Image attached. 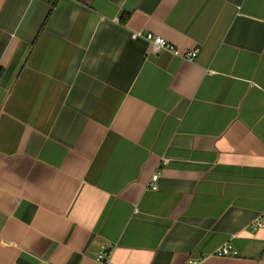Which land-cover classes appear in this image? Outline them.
Masks as SVG:
<instances>
[{
    "label": "crops",
    "instance_id": "obj_1",
    "mask_svg": "<svg viewBox=\"0 0 264 264\" xmlns=\"http://www.w3.org/2000/svg\"><path fill=\"white\" fill-rule=\"evenodd\" d=\"M263 216L264 0H0V264H264Z\"/></svg>",
    "mask_w": 264,
    "mask_h": 264
},
{
    "label": "built area",
    "instance_id": "obj_2",
    "mask_svg": "<svg viewBox=\"0 0 264 264\" xmlns=\"http://www.w3.org/2000/svg\"><path fill=\"white\" fill-rule=\"evenodd\" d=\"M131 36L133 38H144L152 43L155 49H168L171 50L177 54H180L176 47H174L171 43H169L164 37L155 35L153 33H144L142 31H135L132 32ZM198 53V49L191 50L189 52H185L183 57L194 59ZM159 178V172L155 173L151 180L149 181V187L150 188H156V181ZM255 225L258 227H264V216L258 220H256ZM111 249L112 244H101L100 250L96 255V260L100 262L101 264H112L111 259ZM220 255H230L235 254L236 251L234 250L233 246L231 244L224 245L218 252ZM194 264H197L196 261H193Z\"/></svg>",
    "mask_w": 264,
    "mask_h": 264
},
{
    "label": "trees",
    "instance_id": "obj_3",
    "mask_svg": "<svg viewBox=\"0 0 264 264\" xmlns=\"http://www.w3.org/2000/svg\"><path fill=\"white\" fill-rule=\"evenodd\" d=\"M54 1H56V0H54ZM55 2H53V4H54Z\"/></svg>",
    "mask_w": 264,
    "mask_h": 264
}]
</instances>
